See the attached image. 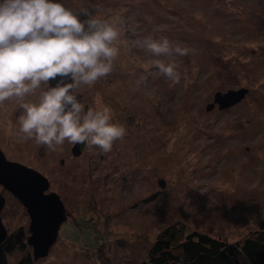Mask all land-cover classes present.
I'll return each mask as SVG.
<instances>
[{"label": "rangeland", "instance_id": "374dc122", "mask_svg": "<svg viewBox=\"0 0 264 264\" xmlns=\"http://www.w3.org/2000/svg\"><path fill=\"white\" fill-rule=\"evenodd\" d=\"M87 8L120 31L110 74L78 95L111 109L127 132L108 153L65 142L55 151L18 134L15 102L0 106V148L7 159L49 180L68 219L43 258L15 247L9 264H139L171 226L230 243L259 231L264 216V0H53ZM83 22L88 19L79 14ZM167 37L186 56L156 57L136 39ZM174 62V84L153 61ZM248 90L227 109L216 92ZM77 95V96H78ZM29 99H34L29 97ZM161 180L165 182L160 185ZM8 237L30 235L23 205L0 184ZM175 228V231H176ZM177 231V232H178ZM6 241V240H5ZM3 244V243H2ZM1 244V245H2ZM27 262V260L25 261Z\"/></svg>", "mask_w": 264, "mask_h": 264}, {"label": "clouds", "instance_id": "9594fccd", "mask_svg": "<svg viewBox=\"0 0 264 264\" xmlns=\"http://www.w3.org/2000/svg\"><path fill=\"white\" fill-rule=\"evenodd\" d=\"M80 13L88 19L82 22ZM119 37L113 23L87 8L74 12L53 0H0V106L16 103L22 139L51 151L67 141L85 145L91 154L95 148L108 153L125 137L126 128L112 122L108 106L85 112L77 99L83 86L111 73L120 54ZM133 47L156 57L190 52L167 37L136 39ZM153 64L168 80L180 83L174 62L156 59ZM53 80L57 82L50 86Z\"/></svg>", "mask_w": 264, "mask_h": 264}, {"label": "water", "instance_id": "95a60500", "mask_svg": "<svg viewBox=\"0 0 264 264\" xmlns=\"http://www.w3.org/2000/svg\"><path fill=\"white\" fill-rule=\"evenodd\" d=\"M59 77L57 78V80ZM57 81H50V86H55ZM66 83L72 82L70 79ZM248 90H228L227 92H216L214 102L220 109H227L242 101ZM81 101V95L77 96ZM81 153L80 144L74 148V154ZM0 184L12 193L25 206L31 219L27 242L33 247V256L37 260L49 254L50 249L57 241L59 231L68 215L66 208L55 192L46 193L49 189V180L37 170L21 163L7 159L0 148ZM161 186L165 182L161 180ZM5 206V198L0 194V245L5 242L8 232L2 222L1 213Z\"/></svg>", "mask_w": 264, "mask_h": 264}, {"label": "trees", "instance_id": "16d2710c", "mask_svg": "<svg viewBox=\"0 0 264 264\" xmlns=\"http://www.w3.org/2000/svg\"><path fill=\"white\" fill-rule=\"evenodd\" d=\"M175 226L166 228L156 239L146 260L139 264H264V216L259 231L252 232L243 242L230 243L205 233H185ZM178 231V232H177ZM23 230L7 238L0 246V264H9L7 254L17 245L26 247ZM27 260V262H25ZM30 258L18 264H30Z\"/></svg>", "mask_w": 264, "mask_h": 264}, {"label": "flooded vegetation", "instance_id": "af4514ba", "mask_svg": "<svg viewBox=\"0 0 264 264\" xmlns=\"http://www.w3.org/2000/svg\"><path fill=\"white\" fill-rule=\"evenodd\" d=\"M0 246H2V245H0Z\"/></svg>", "mask_w": 264, "mask_h": 264}]
</instances>
